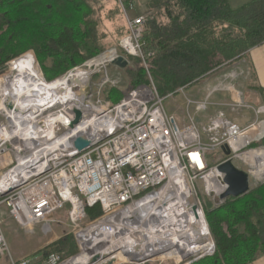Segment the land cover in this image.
Returning a JSON list of instances; mask_svg holds the SVG:
<instances>
[{
    "label": "built area",
    "instance_id": "obj_1",
    "mask_svg": "<svg viewBox=\"0 0 264 264\" xmlns=\"http://www.w3.org/2000/svg\"><path fill=\"white\" fill-rule=\"evenodd\" d=\"M121 4L128 33L120 47L126 57L141 61L149 83L129 87L120 101L105 97L109 87L119 84L111 78L109 65H116L120 56L126 59L115 47L54 80L38 70L47 84L63 82L68 96L85 94L83 107L76 108L82 117L75 125V108L67 101L52 100L50 95L32 97L31 107L19 110L13 100L15 107L9 108L11 63L17 58L0 69L4 71L0 76V209L6 206L22 228L40 224L49 234L53 232V215L68 204L78 255L87 251L86 238L91 231L101 227V233L115 231L122 244L140 245L143 255L139 264L154 259L191 264L215 251L199 190L215 202L224 201L221 196L228 185L225 174L218 170L228 158L223 146L231 150L233 160L244 162L250 182L264 183V147L252 146L264 138V105L244 100L243 92L229 80L237 78L233 72L211 87L203 99L187 97L190 120L179 123L164 105L165 98L174 93L162 96L149 70L148 58L153 53L145 51L146 16H129L132 4L129 8L122 0ZM80 72H84L83 81L78 79ZM217 92L228 93L229 99L213 102ZM212 106L251 110L255 121L242 128L221 109L209 123L200 124L195 117ZM252 130H257L258 136L245 140ZM79 136L90 142L83 150L75 147ZM219 151L222 155L211 161L210 154ZM97 205L102 215L86 224L87 209ZM3 257L9 264H65L74 258L62 261L60 254L52 253L42 261L14 259L0 219V260Z\"/></svg>",
    "mask_w": 264,
    "mask_h": 264
},
{
    "label": "trees",
    "instance_id": "obj_2",
    "mask_svg": "<svg viewBox=\"0 0 264 264\" xmlns=\"http://www.w3.org/2000/svg\"><path fill=\"white\" fill-rule=\"evenodd\" d=\"M118 2L0 0V69L11 60L24 57L30 49L35 51L48 80L113 47L125 56L120 40L128 33L126 20L115 30L117 41L107 46L94 18L97 12L106 11L108 5L112 6L109 11L123 16L122 4ZM124 4L129 8L132 1ZM144 15L145 51L153 53L148 58L149 70L164 97L232 66L251 48L264 43V0H251L237 8L229 0H151ZM126 59L127 67H116L128 72L131 87L149 83L141 61L135 71L129 70L131 63ZM116 91L123 93L122 88L111 87L105 91V97L113 101ZM252 146H264V138ZM227 200L222 208L209 213L216 236L215 254L192 264H248L263 255L264 183ZM87 215L89 221L100 217L101 207L88 208ZM224 223L227 228H223ZM67 246L61 238L33 258L40 256L42 261ZM72 246L78 254L77 245L72 242Z\"/></svg>",
    "mask_w": 264,
    "mask_h": 264
},
{
    "label": "rangeland",
    "instance_id": "obj_3",
    "mask_svg": "<svg viewBox=\"0 0 264 264\" xmlns=\"http://www.w3.org/2000/svg\"><path fill=\"white\" fill-rule=\"evenodd\" d=\"M117 1H119L118 3L121 2V0H117ZM122 1H123V3H124V1L128 2V0H122ZM130 1H132L133 7L130 8L128 14H129V16L134 17V16H137L139 14L144 15L145 12L147 11L148 3L151 0H130ZM110 8H112V6L108 5L106 7V11H103L102 13L97 12L96 16L94 17L96 20V23L98 25L97 28H98L99 35H100V37L103 38L102 41L107 43V46L111 45L117 41L115 36H117L118 33L115 34V30L117 29V27L119 25H123L125 22L124 20H126V16H125L124 12H123V16H122L120 14H116L112 11H109V10H111ZM114 8H116V7H114ZM116 9H114V10H116ZM30 51H32L34 57L37 60V62L34 60L33 62L31 61L30 63L31 64L34 63L38 67V70L43 72L45 77H48V75H46L45 72L43 71V69L41 68V65L38 62V59L36 57L35 51L33 49H30ZM129 60L131 63L129 66V70L132 69V70L136 71V69L140 67V63H139L140 60L138 58H134V57H129ZM32 67H33V65L27 66L26 68H32ZM236 69H237V72L241 71V68H235V70ZM23 72H24V68L21 70H20V68H17L16 72H13V74H20ZM108 72H109L111 78L119 81V84L117 87H120L123 90V93H120V91H116L114 93L115 96H114L113 102H118L120 100L121 95L125 93L126 89H128L129 87L132 86L130 84L131 79L128 76V72L123 71L120 68H117L116 65H114V64L109 65ZM3 73H4V71L0 72V76ZM58 77H60V76L53 77V78H58ZM221 78L224 80L226 77H225V75H223ZM50 79H52V78H50ZM212 79H213V77H210V75H209L202 80L194 81L193 83L188 85L187 88L185 86V89L183 92L179 91L178 93L174 94V96H172V97L167 96L165 98V102H164L165 109L167 110V112L170 115L175 116V118L177 119V121L179 123H183V122L188 123L190 118H189V112H188V107H187V97H190L193 99H203L208 93V86L207 85H209L211 83ZM238 85H239V83H238ZM210 87H213V86H210ZM210 87H209V89H210ZM109 88H111V87H109ZM244 93H245V90H244ZM219 111L217 112V114L214 117H216L218 115ZM236 112H240V110H238ZM191 113H194V107L191 108ZM203 114L204 113L197 114V116L195 117L196 120L202 125L209 123L210 120L212 118H214V117H212V118L206 120V118L202 116ZM221 155H222L221 151L211 153L210 154L211 161L216 160ZM234 162H235L237 167H239L245 171L247 170V166L244 165V162L242 160H240L239 158H235ZM211 164H214V162H212ZM259 184L260 183H257L256 180H254V179L251 180V189L255 188ZM199 193H200L201 199L205 202L207 221H208V224L210 227V231H211V235H212V241L215 245V251H214V254H215V252H216V236H215V233L213 230V225H211V222L209 219V213L213 210H217V209L222 208L228 202L227 199L229 197L224 199L223 202H215L208 195L205 194V192L203 191L202 188L199 190ZM1 209L3 210V212H1ZM1 209H0V219H1L2 224H3V230L5 233V237L7 239V242H8L10 252H11L14 259L17 260L20 258H33L34 254L40 253L42 250L45 249V247L56 242L57 240H59L61 238L64 239L65 241H67V243H68V246L63 251H60L58 253L61 255L62 261L68 260L71 257L78 255V254H76L77 249L74 250V247H73L74 245L72 246V242H73L78 247V240H77V238H76V236L72 230L71 223L68 220V213H69V209H70V206L68 204L65 206V208L63 210L56 212L53 215L52 222H51L52 227H53V232L49 233V234H45L43 232V228L40 224L34 225L32 227V229L22 228L10 216V213L8 212V209L6 206L1 207ZM88 223H89V219H87V221H86V224H88ZM227 227H228L227 224L224 223L223 228H227ZM95 233H96V230H94L93 234H95ZM70 241H71V243H70ZM86 241L88 242V238H86ZM87 247H88V245H87ZM260 252H261V250H260ZM262 254H264V253H262ZM33 259H35V258H33ZM196 262H199V260L194 261L192 263H196ZM250 263H248V264H250ZM0 264H9L8 258L3 257L0 260ZM109 264H139V262L138 261L123 260V261H120L117 263L110 262ZM145 264H175V263L172 260L154 259V260H151L149 262H146Z\"/></svg>",
    "mask_w": 264,
    "mask_h": 264
},
{
    "label": "bare ground",
    "instance_id": "obj_4",
    "mask_svg": "<svg viewBox=\"0 0 264 264\" xmlns=\"http://www.w3.org/2000/svg\"><path fill=\"white\" fill-rule=\"evenodd\" d=\"M27 57L31 59H26ZM34 60L37 62L32 51H29L27 55L11 63L12 72H16L17 68H24L23 73L12 75V88L8 95L9 98H12L17 102L19 108H25L26 106L31 107V104H29L30 100L32 97H36L39 94L44 96L50 95L51 99L57 102L63 103L67 101V103L73 106L75 110L78 107H83L86 97L85 94L82 96H68L67 92L63 88V82L59 80L47 84L41 79V75L36 65H33L32 68H26L27 66H31L30 62H33ZM84 78V72H80L78 79L83 81ZM256 155L257 152L253 153V156ZM100 228H96V234L99 236H95L93 234L94 229L91 231L92 233L89 234L90 237H88L89 243L86 249L87 251L74 257L65 264H93L92 255L94 254H99L101 258L97 263L101 264H109L110 262L117 263L126 259H131L134 261L142 260L143 249H141L142 247L140 245H134L136 247L134 248V246L132 247L125 243L122 244L118 241L117 236L114 235L115 231L106 230L105 233H101ZM100 236L103 237L100 238Z\"/></svg>",
    "mask_w": 264,
    "mask_h": 264
},
{
    "label": "crops",
    "instance_id": "obj_5",
    "mask_svg": "<svg viewBox=\"0 0 264 264\" xmlns=\"http://www.w3.org/2000/svg\"><path fill=\"white\" fill-rule=\"evenodd\" d=\"M249 1L251 0H229L233 8H237ZM235 68H241V71L237 72V69L235 70ZM233 72H237L238 76L235 79H230V81L235 83L236 86L243 92L244 100L255 106L264 105V43L251 48L242 60L234 63L232 66L211 74L210 77H213V79L211 83L207 85L208 90L210 86L216 85L222 79L221 77L223 75L226 76ZM228 99L229 94L226 92H217L212 97V101L215 103L226 101ZM221 109L225 111L228 118L236 121L242 128H247L255 121V114L251 110L246 109L240 112H234L228 108H221L220 106H212L202 116L208 120L214 117ZM261 118H264V115H261ZM257 134V130L249 131L245 140L250 137L256 138L258 136ZM6 159H9L8 156H6ZM2 160L3 159H0V166ZM1 212H3L2 209ZM39 257L35 260L40 261ZM250 264H264V254Z\"/></svg>",
    "mask_w": 264,
    "mask_h": 264
},
{
    "label": "water",
    "instance_id": "obj_6",
    "mask_svg": "<svg viewBox=\"0 0 264 264\" xmlns=\"http://www.w3.org/2000/svg\"><path fill=\"white\" fill-rule=\"evenodd\" d=\"M115 64L121 68H125L129 65V61L125 59L123 56H120ZM5 68V67H4ZM2 68L1 70H3ZM8 107L14 108L15 104L12 98L8 100ZM16 110H19V107H16ZM76 120L74 121L73 125L77 124L81 117L82 112L79 109L75 110ZM90 142L88 139L84 138L83 136L77 137L75 140V147L78 150H83L87 146H89ZM223 152L225 156L228 158L219 164L218 170L225 174V182L228 185L227 190L222 194V198L226 199L228 197H239L244 195L245 193L249 192L251 189V182L249 173L239 167L236 166L234 160L230 157L231 150L227 146H223ZM100 256L97 254L92 258V262L95 263L98 261Z\"/></svg>",
    "mask_w": 264,
    "mask_h": 264
}]
</instances>
